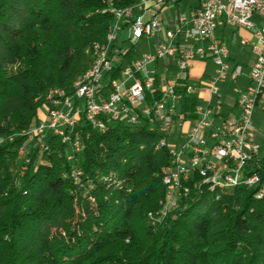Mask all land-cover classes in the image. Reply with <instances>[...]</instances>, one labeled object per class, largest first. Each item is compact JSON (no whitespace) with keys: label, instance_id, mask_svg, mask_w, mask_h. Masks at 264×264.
<instances>
[{"label":"trees","instance_id":"trees-1","mask_svg":"<svg viewBox=\"0 0 264 264\" xmlns=\"http://www.w3.org/2000/svg\"><path fill=\"white\" fill-rule=\"evenodd\" d=\"M136 1L0 0V139L11 137L0 142V264H264L258 185L216 192L203 185L152 229L146 215L165 196L169 154L146 124L81 125L88 136L76 160L48 136L47 150L33 145L14 186L18 148L44 95L69 92L88 69L86 48L105 42L113 20L107 6ZM196 102L187 98L185 109ZM244 171L264 182V154Z\"/></svg>","mask_w":264,"mask_h":264},{"label":"built area","instance_id":"built-area-1","mask_svg":"<svg viewBox=\"0 0 264 264\" xmlns=\"http://www.w3.org/2000/svg\"><path fill=\"white\" fill-rule=\"evenodd\" d=\"M183 1L143 0L136 11L107 6L114 19L108 46L93 43L94 69L69 92L49 89L42 117L18 148L21 171L30 160L28 141L43 151L46 137L64 136L67 160H76L88 136L81 125L101 131L111 121L127 120L129 126L155 129L158 141L170 147L169 167L162 175L165 196L154 224L181 198L203 185L214 187L216 179L241 175L248 187L260 181V176L243 175V167L261 149L252 116L264 94V0H197L182 10ZM228 26L250 34L240 39L254 54L244 86L238 85L242 66L230 60L225 39L215 34ZM150 40L152 46L136 55L138 43ZM196 62L209 63L211 69L195 75ZM228 83L231 95L220 89ZM189 97L197 101L191 110L184 107ZM260 108L264 111V105ZM80 174L74 168L71 177L77 181ZM254 197H264V182Z\"/></svg>","mask_w":264,"mask_h":264},{"label":"rangeland","instance_id":"rangeland-1","mask_svg":"<svg viewBox=\"0 0 264 264\" xmlns=\"http://www.w3.org/2000/svg\"><path fill=\"white\" fill-rule=\"evenodd\" d=\"M111 1L112 0H107V2H111ZM196 1L197 0H184L181 3V7L180 8L182 10H186L189 7L195 5L196 4ZM231 31H233L232 34H231ZM220 33H221L220 29H217L215 31V34L216 35H219ZM224 36H225L224 37L225 42H226L227 47H228V49L230 51V57H231V59H233L234 61H239V63H241L242 65H244V70H243L244 71V76L241 77L240 80L238 81V85L239 86H244L245 85V82H246V79H247V73L249 71L248 70V66H249V61L248 60H249L250 49H249L248 45H243V44H241L239 42V40H240V32H237L233 27H230V26L226 27L225 30H224ZM151 46H152V40H150L148 42H146V41H140L138 43V45H137V48H136V55H140L142 52L147 51ZM87 58H89V57L87 56ZM233 60H231V61H233ZM88 65H89V63H88ZM87 68H88V66H87ZM210 69H211V66L208 65V70H210ZM79 76H77L75 78V80L73 81V84L78 79ZM220 89L222 90V92H224V93H226L228 95H231V93H232L231 92V84L230 83H228L227 85H221L220 86ZM45 96H46V94L43 97L44 99H42V104H41V107H40V109L38 111V115H37L38 117L37 118H41L42 117L41 110H43V108L45 107V101H44L45 98H46ZM260 103L262 104V102H260ZM252 120H253V126L257 130V136H258L257 141L261 145V149L259 151V154L262 156L264 154V111L262 109H260V105L257 106V107H255L254 113H253V116H252ZM34 125H32V127H34ZM31 128H29V129H31ZM10 139H11V137L8 138V139L1 138L0 139V142L1 143H6ZM33 145H34L33 140L27 142L26 149L28 150V153L31 150V148L33 147ZM19 157L21 158L20 155H19ZM20 162H22V160H17L18 167L17 168H16V166L14 167V174H15V177H14V186L15 187H18L19 184L21 183L20 181H21L22 174L26 171L30 160L27 163L26 169L24 171H21V167L19 168ZM260 183H261V179H260L259 182H257L255 185H251L249 188H252V187H254L256 185L259 186ZM146 216H147L148 223L150 224L148 215H146ZM151 227H152V229H155L157 227V225H151Z\"/></svg>","mask_w":264,"mask_h":264},{"label":"bare ground","instance_id":"bare-ground-1","mask_svg":"<svg viewBox=\"0 0 264 264\" xmlns=\"http://www.w3.org/2000/svg\"><path fill=\"white\" fill-rule=\"evenodd\" d=\"M142 3H143V0H138L132 5L118 7V10L119 11H136L139 7H142ZM109 6H114V5L110 4ZM109 28H114V19L112 20L111 25L109 26ZM108 44H109V30H108V32L106 34L105 42L104 43H99V46H108ZM91 50H93V44L91 46H88V48H86V50H85V53L90 58L89 67H88V69L86 71H84L78 77V79L74 82L73 85H75L77 83H80L83 80V75L85 74V72H88V70H93L94 69V59L91 58ZM45 97L46 98H45L44 101H45V106H46L48 104V99L50 98V90L46 93ZM113 122H122V123L127 125V120H115V121H111L110 123H113ZM130 126H136V125H130ZM150 129L151 130H155L153 128H150ZM57 137H59L61 142L64 143V136H57ZM158 146L159 147H164L167 150V152L169 154V160H170V147H169V145L164 144L162 142H158ZM168 167H169V162H168L165 170H167ZM243 175H245L244 167H243ZM250 176H259V175L256 174V173H252V174H250ZM162 183L164 184V177L162 178ZM238 184H243L246 187H248V182L244 181L242 179L241 175H234L229 180H227V179H216L215 186L214 187H207V188L209 189V191H215L216 192L217 190L227 189V188H230V187H234L236 185L238 186ZM148 218H149L150 223L152 225H156V224H154L155 223V213L149 212L148 213Z\"/></svg>","mask_w":264,"mask_h":264},{"label":"crops","instance_id":"crops-1","mask_svg":"<svg viewBox=\"0 0 264 264\" xmlns=\"http://www.w3.org/2000/svg\"><path fill=\"white\" fill-rule=\"evenodd\" d=\"M226 28V27H225ZM225 28H218V29H220V31H221V33L219 34V35H221V36H223V38L225 37L224 36V30H225ZM234 28V27H233ZM237 32H240V39L242 38V37H245V36H249L250 34H249V32L248 31H246V30H244V29H242V28H234ZM233 33V31H231V34ZM239 42H240V40H239ZM243 45H248V47H249V49H250V53H249V66H248V70H249V68H250V66H251V64H252V62H253V60H254V54H253V52H252V49H251V46L249 45V44H243ZM228 52H229V58H230V60H233V59H231V57H230V51H229V49H228ZM232 62H234V63H238V64H240L241 66H242V72H243V76H244V65H242L241 63H239V61H232ZM208 65H210L209 63H203V62H196L195 64H194V68H193V73L195 74V75H198L200 72H201V70H203V68H207L208 69ZM243 76H241V77H243ZM240 77V78H241ZM240 78L238 79V81L240 80ZM247 83V79H246V82H245V84ZM260 102H262V104L260 103ZM259 105L261 106V105H264V94L262 95V97L260 98V100H259ZM258 105V106H259ZM257 107V106H256ZM261 109V108H260ZM254 113V112H253ZM257 131V130H256ZM258 138V136L256 135V139Z\"/></svg>","mask_w":264,"mask_h":264}]
</instances>
